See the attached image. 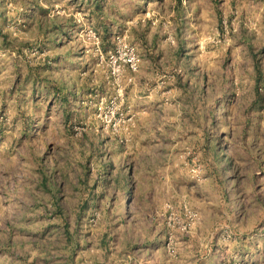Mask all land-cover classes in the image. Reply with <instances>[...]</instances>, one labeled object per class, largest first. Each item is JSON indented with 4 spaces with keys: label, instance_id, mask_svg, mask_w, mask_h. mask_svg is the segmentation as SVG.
I'll return each mask as SVG.
<instances>
[{
    "label": "rangeland",
    "instance_id": "rangeland-1",
    "mask_svg": "<svg viewBox=\"0 0 264 264\" xmlns=\"http://www.w3.org/2000/svg\"><path fill=\"white\" fill-rule=\"evenodd\" d=\"M0 264H264V0H0Z\"/></svg>",
    "mask_w": 264,
    "mask_h": 264
},
{
    "label": "built area",
    "instance_id": "built-area-1",
    "mask_svg": "<svg viewBox=\"0 0 264 264\" xmlns=\"http://www.w3.org/2000/svg\"><path fill=\"white\" fill-rule=\"evenodd\" d=\"M132 67H133V68L135 67V63H134V62L132 63Z\"/></svg>",
    "mask_w": 264,
    "mask_h": 264
}]
</instances>
